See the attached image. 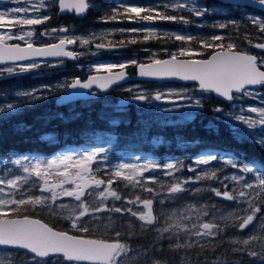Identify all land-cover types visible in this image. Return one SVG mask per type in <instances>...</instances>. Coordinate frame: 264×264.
<instances>
[{
	"label": "snow or ice",
	"instance_id": "snow-or-ice-1",
	"mask_svg": "<svg viewBox=\"0 0 264 264\" xmlns=\"http://www.w3.org/2000/svg\"><path fill=\"white\" fill-rule=\"evenodd\" d=\"M19 2V0H16ZM58 2L59 9L74 10L78 14H84L90 7L94 6L90 0H53L55 5ZM231 2V0H229ZM41 5L44 0H40ZM259 5L264 8V0H258ZM233 8L248 7L244 4H233ZM123 11L113 9L110 16L102 17L101 20L116 21L118 18L128 20H139L151 22L156 20L164 21H180L183 24H189L192 21L183 15H166L159 11L163 8L167 11L169 8L173 10H186L191 15L197 18L208 14L209 9L206 5H199L196 0H173L170 4L157 5L155 7H137V6H122ZM26 8L16 7L5 11H0V61H25L31 57H61L76 59L82 52L70 50L68 46L80 44L88 46L97 38L103 40L109 33H102L99 37L94 34L87 37H76L67 35L68 29H53V32L59 31L64 33L58 42L55 44H47L41 47H35L32 43H27L24 47L19 44L11 45L7 41L13 39L11 34L13 28L17 25H38L48 20V16L42 18H23L20 14L27 13ZM215 11V9H213ZM135 14V15H133ZM253 25L259 27L264 32V19L258 17H249ZM235 26L236 21L229 22ZM11 25L12 27H7ZM229 25L220 23L213 25L220 29H225ZM120 32L129 31L132 33L142 32L143 40L147 41L152 38L159 37L157 30L151 27L119 29ZM48 34V33H45ZM33 32H22L18 39L24 40L25 36L31 37ZM168 34H165L167 37ZM176 41L192 42L191 35L172 34ZM224 37L221 35H214L210 40H199V49L188 47H180L176 52L169 54L168 58L160 59L153 54L149 62L141 63L137 59H131L123 63H97L94 64L93 72L97 74H89L86 79L81 80L80 77H75L70 83L58 85H45L41 89H33L30 92L17 93L21 97L20 104L24 106L34 105L37 101L47 99L54 91L60 89H84L88 92H71L64 96V100H71L76 96H99L110 91L113 86L123 81L127 77L126 69L130 66L138 68V75L141 77L154 78H169L178 77L184 81L196 82L201 94L215 93L219 97L227 101L236 99V94L244 96H253V92L249 90L248 86L260 85L264 86V59L258 60L257 56L249 54L248 52L238 51L235 43L229 42L217 43L223 41ZM130 43H136L135 40ZM123 42H121V46ZM116 46L109 42L95 43V51L93 55H98L101 50H112ZM255 47L264 49V43L256 44ZM202 50L213 49L214 51L207 59H197L195 57L203 55ZM167 51V49H164ZM180 57V58H178ZM60 63V61H57ZM53 67L56 65L53 64ZM41 67L39 63H18L14 67L7 68L8 74L24 73ZM98 73H104L100 75ZM95 86L96 91H93ZM128 92L133 93L131 100L139 102H148L150 100L165 101L173 105L170 109H164L165 112H176L181 108L194 109L202 112L204 104L208 102L203 95L197 97L191 95L187 90L175 92L169 91L167 93L155 92L148 93L141 89H127ZM177 101H186V105H181ZM127 100L121 97L120 102L113 107L117 111H123ZM20 104L7 103L0 106V114L11 115L12 112L20 108ZM235 108V105H233ZM214 117L223 120L231 127L232 132L238 139L246 137L254 138L256 136L255 129L259 126L261 128V139H253V142L264 146V106L249 107L247 109L250 113L257 114L258 118L252 116H245L244 109L241 108L239 115H234L233 111H225L222 106H214L209 109ZM79 113H77V117ZM2 118V116H0ZM195 118L193 111H184L181 113V120L183 122H191ZM235 121L236 123H233ZM113 125H118V119H111ZM240 124L245 125L243 133H241ZM148 126V122H145ZM209 127H215L210 121ZM105 149L94 148L91 151H84L83 153H65L58 157L45 161L36 159L29 160L28 157L16 159L15 165L22 169L23 174H14L11 177H0V246H11L28 251L33 254V261L36 257L44 258L50 254L62 253L68 260L75 261H99L101 264H125V261L119 258L127 255L129 248L126 244L119 242L116 239L112 242L103 239H90L84 235H70L68 232L56 231L41 219L33 218L30 215H21L20 209H25L36 206H47L52 214H56L57 200L60 197H72L78 203L75 206L60 204L62 210H67L69 215L67 219L71 223L73 229H77L80 233H88L89 227L86 223V218L91 217L96 220L103 213H116L121 216L129 215L136 218L140 222L141 228L155 227L159 223L157 215L154 214V201L159 198V203L163 205L166 200H179L185 194L190 193L195 199L196 195L205 189L189 188V184H196L202 180L217 179V171L199 172L194 178L189 177L185 180H176L165 186L160 184L159 189L146 186L149 182L159 184L154 176L145 177L146 172L155 171L157 169L164 172L165 176H174L176 172L182 170L183 165L173 160L165 162L162 165L152 159L145 160L141 163H125L117 164L111 175L105 179L93 174V164L99 158ZM220 154L215 151H203L198 153L193 160L194 165H208L210 162L218 159ZM225 163L232 168L238 169L241 175L233 174L224 179L234 182V185H239L237 189L235 186L229 190L228 185L223 184V190L220 188L208 189L216 197H221L230 201L244 202L247 207L243 209L247 214L243 218L234 213H228L226 216H220V221H231L235 219L238 221V228L244 230L253 223L257 214L262 212V205H264V163L257 164L250 161L243 165H239L236 161L238 159L236 153H225ZM5 170L8 171L7 166ZM188 171H197L195 167L189 166ZM248 174L253 175V180L249 182L246 179ZM107 175V174H105ZM52 176L56 180L51 179ZM32 177L37 178L33 181V185L39 183V188L42 193H49L50 195L33 196L26 191H21L22 187L30 182ZM117 180H122L127 186L139 187L143 192L148 193L152 198L141 199L136 196L129 200L127 197H122L121 194L113 187ZM66 184L74 187H65ZM94 196V202L89 203L85 197ZM19 196V198H17ZM115 201H126L128 205L143 206V209L137 208L133 210L132 207H116L109 205V199ZM260 200V203L256 201ZM214 208V206H212ZM209 206L196 204H188L182 211H173L168 215L163 227H157L158 239L167 241L172 249H190L194 246H201V241L207 238H217L224 228L216 221L213 214L211 220H204V217L209 216ZM264 219V215L261 217ZM195 221V222H193ZM111 224V221H110ZM264 227V225H262ZM116 237L120 236V232L115 233ZM234 245H239L232 249L233 253L247 254L252 258H256L259 264H264V234L252 235L247 239L233 240ZM257 245L259 251L252 245ZM159 264V262H155ZM205 264H240V262L217 261L209 262L205 259Z\"/></svg>",
	"mask_w": 264,
	"mask_h": 264
},
{
	"label": "trees",
	"instance_id": "trees-1",
	"mask_svg": "<svg viewBox=\"0 0 264 264\" xmlns=\"http://www.w3.org/2000/svg\"><path fill=\"white\" fill-rule=\"evenodd\" d=\"M154 1L159 2L158 0H153V4H146L145 0H94V6L89 9L87 15L83 17L84 19L80 18L76 21L81 27L103 25L105 28H115L116 31L110 33L109 38L111 44L116 46L114 48L116 50L129 51L154 48L163 54L160 49H174L180 45H189L199 49V43L196 38L192 42H180L174 39L172 34L182 29L180 21H153L162 26V29L166 28L165 33L158 34L159 37L164 38H152L144 41V33L142 32H120L118 30L135 28L143 21H130L122 18L107 22L101 20L102 17L110 16L113 9H119L122 12V6L155 7L159 5V3L155 4ZM162 1L164 0L160 2ZM206 4L208 8L217 5L228 10H224V13L217 16L215 14L210 16V18L219 19L229 25L227 28L219 30L224 39L223 41H217V43L222 42L226 45L232 42L237 45L236 50H247L249 52L248 49L257 41L258 36L261 34L259 27L253 25L250 19L243 16L242 12L237 10V8L222 4L217 0H207ZM158 10L166 15L178 14V16H185L190 21H199L194 15L186 13V10H173L172 8L167 11L163 8ZM206 17L209 18V15H206ZM232 20L237 22L235 26L229 23ZM97 21L100 22L97 23ZM209 32L208 29L203 32V36H205L203 39L210 40L211 36L207 35ZM165 34H168L167 37H165ZM132 40H135L136 43H130ZM121 42H123L122 46ZM201 51L203 52L201 57L205 58L214 50L201 49ZM39 83L40 78L33 73L3 78L0 79V94L26 90ZM109 94L114 96L112 92ZM206 100L208 102L204 104V110L202 112L196 111L194 114L195 118L191 122L161 124L154 119H147V117L142 120L134 107L110 114L105 111V109L110 108H104V105L96 100H92L88 105L75 102V107L68 112L66 110L67 106L56 105L55 98L50 97L44 101H37L34 105L23 106L18 111L12 112L11 115L6 114L0 119V159L8 157L12 153L18 155L34 153L40 155V157H49L65 144L78 146L86 142L90 135L101 133L105 136L114 137L113 144L107 148L111 152L112 157L117 151H121L124 153L144 154L160 161L175 156L173 158L181 159V162H190L200 151H215L220 154L218 159L222 158L221 155L223 156L225 153H236L238 157L237 163L245 164L250 161H254L258 165L264 163V146L253 142L251 137L238 139L232 132L230 125L214 117L209 110L214 106H224L226 104L215 98L213 94ZM77 113H79L78 117ZM111 119H118L120 123L113 125L110 123ZM210 121L215 127H209ZM145 122H148V126L145 125ZM156 137H162V139H158L159 141L156 143ZM213 162H210L204 170H199V172L218 170L219 168ZM223 163L225 167L221 171H230L232 167L225 162ZM98 173L97 176H102L104 171L100 170ZM191 175H194L191 176L194 178L197 174L195 175L193 171ZM162 180L159 184L149 182L146 186L159 189L160 184L165 186L169 184V181H165L166 178H162ZM194 185L190 184L188 187L194 188ZM197 185L205 190L197 194L195 199L188 193L179 200H166L161 205L158 198L154 201L153 209L156 212V207H169L181 202H193L199 205H207L209 209H213L212 206H214V208H225L227 211L235 210L237 213L235 215L241 218L250 214L243 210L247 207L246 203L216 197L209 191L208 189L218 185L215 180H202ZM27 187L29 193L33 195L36 194V191L38 192L37 189L35 191L31 184H28ZM113 187L116 188L122 197H127L129 200L134 199L136 196H140L141 199L152 198L139 187L127 186L122 180H117ZM93 197L91 196L87 201L89 203L94 202L95 198ZM262 197H264V194H262ZM256 202L260 203V200ZM107 203L116 207L132 206L126 204L123 199L115 201L110 198ZM54 207L56 208L55 215L49 211L47 206L39 205L35 208L29 207L27 209L21 207L20 214L39 218L58 230L67 231L75 235L107 240L119 239L121 243L126 244L130 249L142 252L138 258L126 264H155V262H159V264H205V259L213 262L217 261L218 257L221 261L259 264L256 258H252L247 254L233 253L232 249L239 245H234L232 241L248 238L246 231L238 228L239 222L235 219L219 221L218 223L221 224L224 231L217 238H207L205 241H201L203 247L194 246L190 249L177 250L170 248L166 240L161 241L158 239L156 227L141 228L140 222L129 215L121 216L116 213H103L96 220L91 217L86 218L89 232L80 233L77 229L71 227V223L67 219L69 214L60 209V207ZM239 212L241 213L240 215ZM262 215H264V205H262V212L257 214L255 218L256 227L258 228L255 229L253 235L264 234V227H262L264 219L261 218ZM116 232H120L119 237H116ZM252 246L259 251L257 245L254 244ZM0 251L5 253V258L0 264H78L66 262L61 256L47 260L35 258V261H33V256L24 251L5 249H0Z\"/></svg>",
	"mask_w": 264,
	"mask_h": 264
},
{
	"label": "rangeland",
	"instance_id": "rangeland-1",
	"mask_svg": "<svg viewBox=\"0 0 264 264\" xmlns=\"http://www.w3.org/2000/svg\"><path fill=\"white\" fill-rule=\"evenodd\" d=\"M158 1H159V5H162V3L160 2L161 0H158ZM171 1L173 2V0H169V1H166L165 4H170L172 3ZM181 2H185V0H181ZM196 2L199 5L204 6V0H196ZM56 6L57 5L56 4L54 5L52 2H45V1H44V4L41 5L40 0H19V2H16V0H10L8 3L0 6V11H5V10L16 8V7L28 9L29 11L26 14L25 13L20 14L23 18H37V17L42 18L44 16L49 17L48 20H45L43 23L38 24V25H31V26L17 25L15 28H13V31L11 33L14 38L11 40H8L7 43H19L21 45L32 43L33 45H37V46H44L47 44L56 43L58 42L59 38L62 35H64V33H61L59 31L53 32L52 30L53 29L59 30L62 28H67L69 30L67 33V35L69 36L87 37V36L94 34L96 37H99L100 34L102 33H109V35H107V37L103 40L97 38L96 40L93 41L91 45H88V46H82L79 43L76 45H70L68 47L70 50L83 53L82 55H79L76 59L67 60V59H62L61 57H59L56 60H46V61L31 60V61L24 62V63L35 62V63L41 64V67L32 70L33 74H35V76L40 78V83L26 90H19V91L0 94V97H1L0 106L6 105L7 103L20 104V101L22 98L17 96V93H20V92H30L33 89H41L45 85L54 86L58 84L70 83L75 77L85 78L89 74H94L92 66L97 63L119 64V63H123L128 60H131V59H137L138 62L144 63V62H149L150 58L153 57V54H155L157 58L163 59V58L168 57L170 53L176 52L182 46L193 48L189 45H180L179 47H176L174 49H167V51H164V49H160V51H162L163 54H161V52H159L158 49H154V48L133 49L129 51L116 50L113 48L112 50H101L98 55H93L92 52L95 51L94 44L95 43L108 44L110 42V38H109L110 33L116 31V29L115 28H105L103 27V25H91L88 27H81L78 23H75L72 18H68L66 15L57 13V10L55 9ZM213 9H215V11H213ZM222 12H224V10L222 11L218 7H213L212 9H209L208 14H206V15H209V18L205 17L206 15H204L203 17L198 18L199 22H194V23L191 22L189 24L182 23L180 24L182 26V29L176 31L174 34H181V35H186V36L191 35L195 39L196 38L195 34L199 32L200 28L205 27L210 31L209 34L207 35L211 37L214 35H221V33L219 32V30L221 29L218 27H213V25H217L223 22L219 19L210 18V16L212 14L218 15V14H221ZM241 12L243 16H246V17H258L257 15H254L253 13H248L247 10H244ZM260 19H264V17L262 16ZM98 22L100 21H97V23ZM191 26H196V29L192 31ZM7 27H12V26L6 25V28ZM144 27L155 28L157 30V33L162 29L155 25H152L151 23H149L148 25L144 24L143 27H135V28H144ZM163 29H166V28H163ZM5 30L6 29H0V31H5ZM28 31L33 32V35L31 37L25 36L24 40L18 39L19 35H21L22 32H28ZM45 33H48V34H45ZM193 49H196V48H193ZM242 51L246 52L247 50H242ZM195 58H203V57L197 56ZM261 59H264V58H261ZM57 61H60V63H57ZM53 64H63V65L61 67H53L52 66ZM14 66L15 64H7V65L1 66L0 75L6 74L7 68L14 67ZM128 68L135 69V66H130ZM129 88L134 89V90L141 89L148 93H155V92L167 93L169 91L180 92V91L187 90L188 93L191 95H195L197 97L203 95V97L206 99H208L210 95L212 94V93H207V92L201 94L198 89V85L195 83L185 84V83H175V82L153 83V82H139V81L132 82L130 81L122 85L114 86L112 90L106 93V95L101 94L89 100L80 101V102L81 104L88 105L90 102H92V100H96L100 102L101 104H103L104 108H110V109H105V111H107L110 114H114L117 112V110H115L113 106L118 104L120 102L121 97H123L127 100V103L124 106V110L134 107L137 110L138 114L141 116L142 120L144 117H147V119H154L159 123L165 122L168 124L182 123L183 121L181 120V113L186 110L193 111L194 114L196 112L194 109H185V108H181L180 110L176 112H165L164 109H170L173 107L172 104L167 103L165 101H155V100H150L148 102L133 101L131 100V96L133 95V93H130L127 91V89ZM64 90L65 89L54 91L53 94L49 96L47 99H49L50 97H54V98L58 97L61 93L64 92ZM249 90L253 92V96H244L241 94H237L236 99L231 101L229 104L222 106L224 110L233 111L234 115H239L241 114L240 112L241 108H243L244 109L243 114L245 116H252L253 118H258L257 114L250 113L247 111V109L249 107L264 106V87H261L258 89L249 88ZM111 92L114 94V96L109 94ZM177 103H180L181 105H186L187 102L177 101ZM75 104L76 103L66 105L67 106L66 110L68 112L71 111L72 108L75 107ZM233 105H235V108H233ZM23 106H24L23 104H20V108ZM4 115L6 114H0V116L2 117ZM233 123H236V122L233 121ZM245 127H246L245 125L240 124L241 133H243V130L245 129ZM254 131L256 133V136L253 139H257V140L261 139L262 138L260 135L261 128L258 126ZM113 139H114L113 136H105L101 133H96V134L94 133L90 135V137L87 138V141L84 142L83 144H80L78 146L65 144L60 149H58L55 153L45 158L40 157V155H36L34 153H24L20 155L12 153L8 157H3L2 159H0V177H4V176L11 177L14 174H23L22 169H19V166L15 165L14 161L16 159H22L25 156L28 157L29 160L31 161L40 159L46 162L49 159L58 157L65 153L80 154V153H83L84 151H91L94 148H100V147L104 148L105 152L101 154V158H99L96 162H94L92 168H93V174L95 175L99 174L98 171L100 170L104 171V173L100 177L105 178V179H107L111 175V171L114 170L115 166L121 162L142 164L145 160L152 159L150 157H146L144 154L136 155L132 153H124L121 151H117L114 157H112L111 152L108 151L107 148L113 144ZM158 139H162V137H156V140H155L156 143H158L159 141ZM202 152L203 151L199 153H202ZM197 155L193 158V160L197 157ZM173 157L165 158V160L163 161H160L158 159H152V160H154L157 163H160L161 165L165 162H169L173 160L182 164L183 165L182 170L176 172L174 176H165L163 171L157 169L155 171L146 172L145 177L154 176L156 180H158L159 182L163 181L162 178H166L165 181H169V184H170L176 180H185L191 176H194V175H191L193 171L187 170L189 166L195 167L197 169V171H194L195 175L199 173V170H204L207 167V165H194L193 160L190 162H181V159H177ZM221 157L222 158H219L213 162V164L219 168L218 170L217 169L215 170L217 171V179H215V182L218 185L214 188H220L221 190H223V184L226 183L228 185L229 190H232L234 186L238 189L239 185H234V182L230 180L226 181L224 178L231 176L233 174L241 175L242 173H240L238 169L236 168H231L230 171H224V172L221 171V169L225 167V164L223 162L226 159L224 155L223 156L221 155ZM238 164L240 165L241 163H238ZM5 166H7L8 171L5 170ZM51 179L55 181L56 177L52 176ZM246 179L249 182H251L253 180V175L248 174L246 176ZM33 181H37V178L32 177L28 184H31L32 186ZM28 184L24 185L21 191H26L27 193H29V190L27 187ZM72 186L73 185H70V184L65 185V187H68V188H71ZM33 187L35 188V191L37 189L39 192L38 193L36 191L35 195L30 193L33 196L50 195L49 193H42L40 191L38 182L36 183L35 186L33 185ZM198 187L200 186L197 185L196 183L194 185V188H198ZM87 197L88 196L86 194L85 199ZM90 197L87 198L86 200L90 199ZM0 198H6V197L0 196ZM17 198H19V196H17ZM77 203L78 202L75 201V199L72 197H65V198L60 197L57 200L55 206L59 207L60 204L75 206ZM188 204H196L197 207L200 206L199 204L193 203V202H184V203L181 202V203L169 206V207H163V206H160L159 208L156 207V212L158 214L153 209L154 214L157 215L159 219V223L155 227L156 228L163 227L169 214H171L173 211L184 210L185 206ZM131 207L133 208L134 211L137 210V208L141 210L143 209L142 205L140 206L132 205ZM64 211H66L69 214V212L66 209ZM228 213L237 214L235 210L227 211L225 208L215 207L213 209H210L209 216L204 217L203 219L211 220L214 214L216 217V221L219 222L220 221L219 217L226 216ZM240 214L241 213L239 212V215ZM256 226H257L256 221L254 219L253 223L244 229L246 231L247 237L252 236L254 234L255 229L258 228ZM141 253L142 252H140L139 250H134V249L129 248V252L127 253V255L124 256L122 254V256L119 259L125 261V264H126L127 262L138 258ZM4 258H5V253L3 251H0V262L3 261Z\"/></svg>",
	"mask_w": 264,
	"mask_h": 264
},
{
	"label": "water",
	"instance_id": "water-1",
	"mask_svg": "<svg viewBox=\"0 0 264 264\" xmlns=\"http://www.w3.org/2000/svg\"><path fill=\"white\" fill-rule=\"evenodd\" d=\"M8 0H0V5L1 4H4L6 3ZM46 2H50L51 0H44ZM218 1H221L223 3H226V4H244V5H248V7H253V8H257L259 10H261L262 12H264V8H262L259 3H258V0H231V2H229V0H218ZM73 10H64V11H61L60 10V14H65V13H70L72 12ZM88 11V10H87ZM87 11L84 13V14H78L76 13V15L78 17H84L87 13ZM57 43V42H56ZM8 44H11V45H16V44H19V43H8ZM55 44V43H53ZM21 47H24L25 45H21L19 44ZM35 47H41V46H37V45H34ZM69 47V46H68ZM257 48V47H256ZM260 49V48H258ZM264 51V49H261ZM239 51V50H238ZM212 54V53H211ZM211 54H209L206 58H197V59H207ZM249 54H252V53H249ZM254 55V54H252ZM256 56V55H255ZM59 57H31L29 60H25V61H31V60H56L58 59ZM168 58V57H166ZM166 58H163V59H166ZM180 58V57H178ZM258 58V57H257ZM62 59H67V60H72L71 58H62ZM25 61H18V62H13V61H0V67L3 66V65H7V64H17V63H22V62H25ZM145 63V62H144ZM56 66L55 67H61L63 64H55ZM264 70V69H262ZM29 72H32V71H29ZM29 72H24V73H13V74H4V75H0V79H3V78H10V77H15V76H21V75H25ZM126 72H127V77L125 80L119 82L117 85L115 86H118V85H122L124 83H128L130 81H142V82H157V83H171V82H176V83H185V84H192V83H195L197 84L196 82H192V81H184L178 77H169V78H154V77H141L138 75V68L135 67V74L131 75L128 73V68L126 69ZM94 74H97V73H94ZM100 75H103L104 73H98ZM86 79V78H84ZM84 79H81V80H84ZM114 87V86H113ZM249 88H255V89H258V88H261L262 86L260 85H255V86H248ZM89 90H84V89H65L63 93H61L58 97L55 98V103L56 105L58 106H66L70 103H75V102H80V101H86V100H89L91 98H94L95 96H92V95H85V96H76V97H73L71 100H68V101H65L64 100V96L68 95V93H71V92H88ZM93 91H96L95 89V86H94V89ZM217 99L223 101L224 103L228 104L230 103L231 101H227L225 100L224 98L222 97H219L217 94L215 93H212ZM237 95V94H236ZM65 198V197H64ZM33 218H36V217H33ZM36 219H39V218H36ZM44 223H46L45 221H43ZM48 224V223H47ZM49 225V224H48ZM50 226V225H49ZM52 227V226H50ZM54 228V227H53ZM56 231H62V230H58L56 228H54ZM64 232H67V231H64ZM70 235H75V234H72L70 232H68ZM86 237V236H85ZM86 238H90V237H86ZM90 239H98V238H90ZM99 240V239H98ZM103 240H107V239H103ZM109 242H112L114 240H108ZM121 243V242H120ZM0 248H4V249H18V250H21V251H24L30 255L33 256V254L29 253L28 251L26 250H23V249H19V248H14V247H11V246H0ZM55 256H62L63 259L66 261V262H73V263H85V264H101V262L99 261H75V260H68L62 253H54V254H50L48 257H44V258H40V257H36V258H39L41 260H46V259H49V258H52V257H55Z\"/></svg>",
	"mask_w": 264,
	"mask_h": 264
},
{
	"label": "flooded vegetation",
	"instance_id": "flooded-vegetation-1",
	"mask_svg": "<svg viewBox=\"0 0 264 264\" xmlns=\"http://www.w3.org/2000/svg\"><path fill=\"white\" fill-rule=\"evenodd\" d=\"M146 1V4H153V0H145ZM50 2H52L53 3V0H51ZM90 2H91V4L93 5V2H94V0H90ZM206 2H207V0H204V5H206L207 6V4H206ZM218 2H220V1H218ZM154 3L155 4H157V3H159V2H156V1H154ZM162 3V5L163 4H165L166 3V1L164 0V1H162L161 2ZM56 10H57V13H59L60 14V9H59V6H58V2L56 3ZM157 6V5H156ZM90 8H92V7H90ZM89 8V9H90ZM89 9H88V11H89ZM257 8H253V7H250V8H248V7H242V8H237V10H247V12L248 13H253L254 11H257L256 10ZM88 11H87V13H88ZM87 13H86V15H87ZM186 13H188V12H186ZM254 15H257L258 16V18H261L262 16L264 17V15H260V14H256V13H253ZM62 15H66L68 18H72L73 19V21L75 22V23H77V21L76 20H78V19H80V18H83V17H78L77 15H76V12L73 10L72 12H70V13H65V14H62ZM85 15V16H86ZM219 15V14H218ZM217 16V15H216ZM261 16V17H260ZM206 17V16H205ZM249 18V17H248ZM188 19V18H187ZM193 23L194 22H199V21H192ZM142 23V24H141ZM137 27H143L144 26V24H146V25H148L149 23H151L152 25H155V26H157V27H159V28H161L162 26H159L158 25V23H156V22H153V21H151V22H145V21H143V22H141ZM192 28V31L193 30H195L196 29V26H191ZM188 28H189V26H188ZM194 28V29H193ZM125 30H127V28H124ZM205 30H207V28H205V27H203V28H200V30H199V32L198 33H196L195 34V37H196V40L197 41H199V40H203V38H204V36H203V32L205 31ZM166 32V29H161L157 34H159V33H165ZM259 43H264V32H262L261 31V34H260V36H258V39H257V41L256 42H254V44L253 45H251V47L248 49L249 50V53H252V54H254V55H256L257 57H258V60H260L261 58H264V51L263 50H261V49H258V48H256L255 47V45L256 44H259ZM53 44V43H52ZM240 51V50H239ZM245 52V51H244ZM247 52V51H246ZM128 73L129 74H131V75H133V74H135V70L134 69H129L128 68ZM132 82H134V81H132ZM264 87V86H263Z\"/></svg>",
	"mask_w": 264,
	"mask_h": 264
},
{
	"label": "bare ground",
	"instance_id": "bare-ground-1",
	"mask_svg": "<svg viewBox=\"0 0 264 264\" xmlns=\"http://www.w3.org/2000/svg\"><path fill=\"white\" fill-rule=\"evenodd\" d=\"M218 1V0H217ZM172 2V1H171ZM221 2V1H220ZM222 4H226V3H223V2H221ZM226 5H230L231 7H233L232 6V4H226ZM213 7H218V8H221V7H219V6H213ZM213 7H211V8H209V9H212ZM248 8H250V7H248ZM220 10H227V9H223V8H221ZM258 12H253V13H256V14H260V15H264V12H262L261 10H259V9H256ZM228 11V10H227ZM241 11H243V10H241ZM94 12V11H93ZM260 12V13H259ZM222 13H224V12H222ZM221 13V14H222ZM178 15V14H177ZM214 15V14H213ZM246 17V16H245ZM261 17V16H260ZM84 19V18H83ZM194 19V18H193ZM131 21V20H130ZM209 24V23H208ZM192 28V27H191ZM124 29V28H123ZM194 29V28H193ZM192 30V29H191ZM254 31V30H253ZM226 32V31H225ZM160 35V34H159ZM205 37V36H204ZM177 43V42H176ZM177 46V45H176ZM199 46V45H198ZM197 47V46H196ZM210 54H211V52H210ZM206 58V57H205ZM30 74L31 73H33V71L32 72H29ZM29 73H27V74H29ZM26 75V74H25ZM119 97V96H118ZM215 97V96H214ZM216 98V97H215ZM106 103V102H105ZM165 123V122H164ZM162 124V123H161ZM109 136V135H108ZM108 138V137H107ZM193 144V143H192ZM201 152V151H200ZM227 171V170H226ZM167 206V205H166ZM51 226V225H50ZM91 238V237H90ZM0 249H4V248H0ZM5 250H18V249H5ZM21 251V250H20ZM32 256V255H31ZM55 257H57V256H55ZM52 258H54V257H52ZM37 259H39V258H37ZM39 260H41V259H39ZM47 260V259H46ZM80 264H85V263H80Z\"/></svg>",
	"mask_w": 264,
	"mask_h": 264
}]
</instances>
